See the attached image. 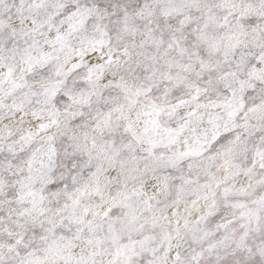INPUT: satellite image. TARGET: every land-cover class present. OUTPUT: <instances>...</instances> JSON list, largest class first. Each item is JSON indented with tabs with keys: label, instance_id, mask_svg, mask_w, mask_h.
<instances>
[{
	"label": "snow or ice",
	"instance_id": "obj_1",
	"mask_svg": "<svg viewBox=\"0 0 264 264\" xmlns=\"http://www.w3.org/2000/svg\"><path fill=\"white\" fill-rule=\"evenodd\" d=\"M0 264H264V0H0Z\"/></svg>",
	"mask_w": 264,
	"mask_h": 264
}]
</instances>
